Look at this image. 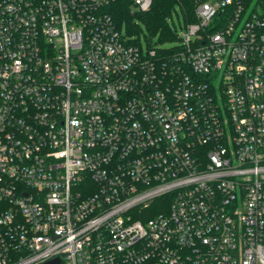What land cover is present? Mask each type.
I'll return each instance as SVG.
<instances>
[{
	"label": "built area",
	"instance_id": "2783aa9c",
	"mask_svg": "<svg viewBox=\"0 0 264 264\" xmlns=\"http://www.w3.org/2000/svg\"><path fill=\"white\" fill-rule=\"evenodd\" d=\"M116 1L0 0V264H264V0Z\"/></svg>",
	"mask_w": 264,
	"mask_h": 264
},
{
	"label": "trees",
	"instance_id": "16d2710c",
	"mask_svg": "<svg viewBox=\"0 0 264 264\" xmlns=\"http://www.w3.org/2000/svg\"><path fill=\"white\" fill-rule=\"evenodd\" d=\"M187 5L188 14L192 20L193 11L191 0H153L152 6L145 12H131L130 0H118L113 2L109 11L114 15V18L119 24L124 25L128 32H141L143 29L147 30L149 36L153 37L155 43H166L176 40L175 30L171 27L168 21V17L172 15V12L176 5ZM143 24V25H142ZM149 38V37H147ZM162 198L154 200V202L146 209L148 217H152L159 209L154 207Z\"/></svg>",
	"mask_w": 264,
	"mask_h": 264
},
{
	"label": "rangeland",
	"instance_id": "374dc122",
	"mask_svg": "<svg viewBox=\"0 0 264 264\" xmlns=\"http://www.w3.org/2000/svg\"><path fill=\"white\" fill-rule=\"evenodd\" d=\"M175 10L177 11L178 14H181V11H180V6L179 5H176V7L174 8L173 12H172V15H170L168 17V21L170 19L171 16H176V13H175ZM143 25V24H142ZM179 26V25H178ZM147 30L146 29H143V31H141V33H146ZM157 42V40L155 41ZM141 43L143 45V47L145 48L146 47V41H145V37L143 36V38L141 39ZM175 41H169V42H166L164 45L165 46H168V45H174ZM164 45H162V47H164ZM162 199L157 203V205L154 207V210H156V208L160 209V207L162 206Z\"/></svg>",
	"mask_w": 264,
	"mask_h": 264
},
{
	"label": "water",
	"instance_id": "95a60500",
	"mask_svg": "<svg viewBox=\"0 0 264 264\" xmlns=\"http://www.w3.org/2000/svg\"><path fill=\"white\" fill-rule=\"evenodd\" d=\"M49 264H54V262H50Z\"/></svg>",
	"mask_w": 264,
	"mask_h": 264
}]
</instances>
